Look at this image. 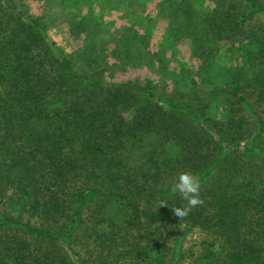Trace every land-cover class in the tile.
Here are the masks:
<instances>
[{
    "label": "trees",
    "instance_id": "16d2710c",
    "mask_svg": "<svg viewBox=\"0 0 264 264\" xmlns=\"http://www.w3.org/2000/svg\"><path fill=\"white\" fill-rule=\"evenodd\" d=\"M238 1L242 11L221 2L203 18L181 7L176 40L245 39L235 70L189 76L180 101L148 78L85 76L37 15L0 0V264H166L180 225L207 235L196 264H264V33L243 32L264 18V0ZM181 171L199 176L204 203L179 220L171 209L185 201L171 184Z\"/></svg>",
    "mask_w": 264,
    "mask_h": 264
},
{
    "label": "rangeland",
    "instance_id": "374dc122",
    "mask_svg": "<svg viewBox=\"0 0 264 264\" xmlns=\"http://www.w3.org/2000/svg\"><path fill=\"white\" fill-rule=\"evenodd\" d=\"M221 2L231 3V9L243 10L238 0H14V8L37 15L54 44L85 76L109 81L148 78L157 95L184 101L189 99L190 92L186 89L191 83L189 76L208 81L219 75L220 64L227 63L235 70L240 62L238 56L243 47L238 43L244 41L243 37L220 39L208 31L213 39L194 40V45L190 36L175 39V28L185 23L183 5L203 18L218 14ZM243 32L263 35L264 18H251ZM202 47L211 49L205 60L197 54ZM207 59L209 65L205 66ZM257 104L264 107V101ZM245 126L242 141L248 142L254 132L251 115L247 116ZM25 218L26 214L22 220ZM28 221L41 228L56 229V225L38 217H29ZM178 229V235L173 231L167 239L165 263L196 264L204 250L202 239L207 235L184 225ZM76 240L73 247L80 256H86L85 246L81 242L75 245ZM174 242L180 254L171 251ZM90 260L96 262L94 253Z\"/></svg>",
    "mask_w": 264,
    "mask_h": 264
},
{
    "label": "clouds",
    "instance_id": "9594fccd",
    "mask_svg": "<svg viewBox=\"0 0 264 264\" xmlns=\"http://www.w3.org/2000/svg\"><path fill=\"white\" fill-rule=\"evenodd\" d=\"M201 182L199 176L193 174L190 171L178 172L173 177L171 184V191L178 193L185 204L179 207L173 206V214L179 218V220L186 218L190 212L203 205L204 201L200 196ZM160 205H167L166 202Z\"/></svg>",
    "mask_w": 264,
    "mask_h": 264
}]
</instances>
